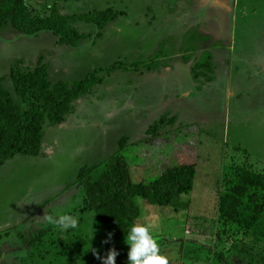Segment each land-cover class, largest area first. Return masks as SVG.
Segmentation results:
<instances>
[{"label": "rangeland", "instance_id": "rangeland-1", "mask_svg": "<svg viewBox=\"0 0 264 264\" xmlns=\"http://www.w3.org/2000/svg\"><path fill=\"white\" fill-rule=\"evenodd\" d=\"M27 1L35 15L122 14L102 28L78 22L73 45L52 31L0 28V77L14 94L13 75L37 68L51 86L88 80L64 121L45 126L40 153L0 168V264H103L113 248L116 264H128L126 237L104 243L77 182L119 150L134 180L197 164L186 211L146 205L137 222L151 225L169 264H261L264 240L252 233L232 247L219 203L237 162L264 171V0ZM46 213L79 227L65 234Z\"/></svg>", "mask_w": 264, "mask_h": 264}, {"label": "trees", "instance_id": "trees-1", "mask_svg": "<svg viewBox=\"0 0 264 264\" xmlns=\"http://www.w3.org/2000/svg\"><path fill=\"white\" fill-rule=\"evenodd\" d=\"M121 14L108 8L64 15L54 8L50 15H35L27 0H0V28L13 23L29 35L52 31L71 45L83 36L74 28L78 22L87 21L102 28ZM13 80L16 94L0 77V168L13 156L38 155L45 126L64 121L88 81L51 86L42 68L15 73ZM232 170L220 195L219 220L222 234L236 247L252 233L264 240V171L247 159L242 164L237 162ZM196 175V163H166L154 177L134 180L132 166L119 150L110 159L79 173L77 182L85 190L82 211L96 215L106 237L113 234L109 242L113 247L138 222L146 205L177 213L186 211L190 206L186 198L194 188ZM34 243L36 240L30 241L31 245Z\"/></svg>", "mask_w": 264, "mask_h": 264}, {"label": "clouds", "instance_id": "clouds-1", "mask_svg": "<svg viewBox=\"0 0 264 264\" xmlns=\"http://www.w3.org/2000/svg\"><path fill=\"white\" fill-rule=\"evenodd\" d=\"M44 219L65 234L69 233V230H76L79 227L78 219L71 215L54 217L46 213ZM94 235L95 232L93 238ZM112 236L113 234L109 233L104 243H109ZM125 242L130 246L128 264H169L168 257L161 251L160 245L153 235L151 225L133 224L126 235ZM118 255L119 252L113 248L106 257L102 258L103 264H116ZM97 258H101L98 253Z\"/></svg>", "mask_w": 264, "mask_h": 264}, {"label": "crops", "instance_id": "crops-1", "mask_svg": "<svg viewBox=\"0 0 264 264\" xmlns=\"http://www.w3.org/2000/svg\"><path fill=\"white\" fill-rule=\"evenodd\" d=\"M204 9H205V8H202L203 11H204ZM185 74H186L187 77H190V75L187 74V72H185ZM199 86H200V85H199ZM191 89H192V88H191ZM191 89L189 88V89H187L186 91H184L185 93L183 92V95H185L184 97H186V95H189V96H187V97L190 98V97L193 95V89H192V92H191ZM189 98H187V99H189Z\"/></svg>", "mask_w": 264, "mask_h": 264}]
</instances>
